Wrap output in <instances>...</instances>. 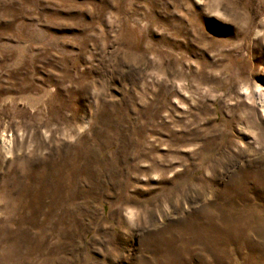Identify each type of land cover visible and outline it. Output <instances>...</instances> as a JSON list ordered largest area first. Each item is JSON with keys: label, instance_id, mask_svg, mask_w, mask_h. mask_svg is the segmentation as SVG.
Masks as SVG:
<instances>
[{"label": "rangeland", "instance_id": "obj_1", "mask_svg": "<svg viewBox=\"0 0 264 264\" xmlns=\"http://www.w3.org/2000/svg\"><path fill=\"white\" fill-rule=\"evenodd\" d=\"M0 264H264V0H0Z\"/></svg>", "mask_w": 264, "mask_h": 264}]
</instances>
